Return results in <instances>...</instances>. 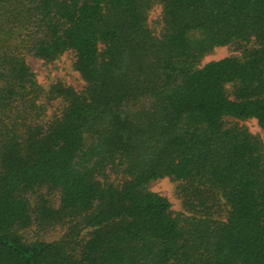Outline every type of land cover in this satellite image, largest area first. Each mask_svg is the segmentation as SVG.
I'll return each instance as SVG.
<instances>
[{
	"label": "trees",
	"instance_id": "obj_1",
	"mask_svg": "<svg viewBox=\"0 0 264 264\" xmlns=\"http://www.w3.org/2000/svg\"><path fill=\"white\" fill-rule=\"evenodd\" d=\"M66 51L84 89L45 93L25 56ZM227 118L264 131V0H0V264H264L263 145ZM162 178L186 215L148 190ZM41 188L57 209L31 208ZM34 221L67 231L27 243Z\"/></svg>",
	"mask_w": 264,
	"mask_h": 264
},
{
	"label": "rangeland",
	"instance_id": "obj_2",
	"mask_svg": "<svg viewBox=\"0 0 264 264\" xmlns=\"http://www.w3.org/2000/svg\"><path fill=\"white\" fill-rule=\"evenodd\" d=\"M161 5L155 3L147 17V26L151 30L152 34L156 37L159 36L162 23H161ZM245 46L228 45L214 48L209 54L204 56L198 67L211 62L220 60L227 57H241L242 50ZM75 61L74 54L70 51L64 52L61 56L51 62H43L31 55L25 56V62L29 67L31 73L34 75V80L38 86H40L46 93L52 85L55 83H61L64 86L71 87L77 93H81L84 89V82L81 80L79 74L73 69V63ZM228 90L230 89L227 87ZM39 103L45 106L46 118L58 113L61 107L59 100H53L47 102L44 97H41ZM226 125L231 123H237L238 125L247 129V131L259 138L262 142L264 149V131H262L256 124L255 120L236 121L230 118L225 119ZM108 181L115 185L121 182V177L114 173L109 172ZM179 183L169 178H162L151 182L148 185V190L166 198L170 204V210L173 216H184L186 211L183 207L182 199L178 193ZM39 196L43 197L48 206L53 209H57L59 205V192L49 191L46 188H41L32 193H29L26 197L32 209L35 208ZM67 231V225H55V226H42L37 221L25 229L19 230L23 240L27 243L44 241L53 242L63 237ZM86 230L83 231L80 236H84Z\"/></svg>",
	"mask_w": 264,
	"mask_h": 264
}]
</instances>
